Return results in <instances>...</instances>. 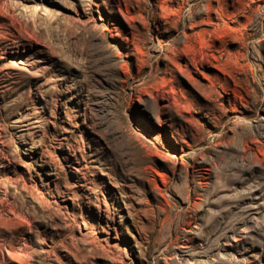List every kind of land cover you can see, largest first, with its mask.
Listing matches in <instances>:
<instances>
[{
    "label": "rangeland",
    "instance_id": "1",
    "mask_svg": "<svg viewBox=\"0 0 264 264\" xmlns=\"http://www.w3.org/2000/svg\"><path fill=\"white\" fill-rule=\"evenodd\" d=\"M0 264H264V0H0Z\"/></svg>",
    "mask_w": 264,
    "mask_h": 264
}]
</instances>
